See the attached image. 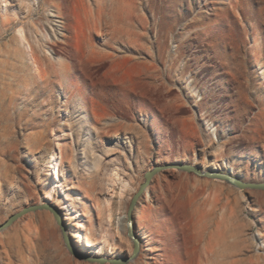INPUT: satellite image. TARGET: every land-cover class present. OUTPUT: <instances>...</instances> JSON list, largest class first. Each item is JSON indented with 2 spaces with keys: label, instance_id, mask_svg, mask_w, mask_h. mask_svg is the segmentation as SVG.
Returning <instances> with one entry per match:
<instances>
[{
  "label": "rangeland",
  "instance_id": "rangeland-1",
  "mask_svg": "<svg viewBox=\"0 0 264 264\" xmlns=\"http://www.w3.org/2000/svg\"><path fill=\"white\" fill-rule=\"evenodd\" d=\"M50 153L100 256L132 249L117 217L154 163L264 181V0H0V223L60 207ZM148 190L128 264H264V190L178 170ZM0 264L99 263L38 210L0 232Z\"/></svg>",
  "mask_w": 264,
  "mask_h": 264
},
{
  "label": "water",
  "instance_id": "water-1",
  "mask_svg": "<svg viewBox=\"0 0 264 264\" xmlns=\"http://www.w3.org/2000/svg\"><path fill=\"white\" fill-rule=\"evenodd\" d=\"M170 170H178V171L194 173L197 176L203 178L218 179L227 182L239 189L249 188V189L264 190V181H259V182L244 181L238 176H234L224 171H220L216 169L203 170L202 168L196 166L193 163H188V162L154 163L153 167L145 172L144 181L140 184L139 189L132 195L130 204L127 209L128 230L126 234L132 242L133 253L131 255L124 254L122 257H109V256H100V255L91 256L83 252L79 247H73L69 242L67 229L62 225L60 213L58 212V210L54 209L48 204L35 203L24 206L21 210L11 214L5 221L0 223V232L10 227L14 222H16L17 220H19L20 218L31 212H35L38 210H48L52 213L56 224L60 227L63 241L66 244L67 249L73 255H75L81 260L90 263L128 264L129 262L134 260L141 252V242L139 238L136 236V231L132 221L133 219L132 216L135 211V207L139 199L144 195V193L149 188L154 176L159 173L167 172Z\"/></svg>",
  "mask_w": 264,
  "mask_h": 264
},
{
  "label": "bare ground",
  "instance_id": "bare-ground-1",
  "mask_svg": "<svg viewBox=\"0 0 264 264\" xmlns=\"http://www.w3.org/2000/svg\"><path fill=\"white\" fill-rule=\"evenodd\" d=\"M229 7H231V6H229ZM114 137H119V136H118V134H115ZM56 162H57V158L55 157V155L53 153H50V155L48 156V165L47 166H48V171H50L52 173V175H53V173L55 175V177L52 176L53 177L52 188H57L59 190L60 197H61L60 198L61 199L60 207L58 208L57 206H55V204H53L52 200L51 201L46 200L45 202L40 203V204H48L51 207H53L54 209L58 210V212L61 215L62 225L67 229V233L69 236V242L73 247H79L83 252H85L86 254H89L91 256L97 255L96 250H94V246L97 245L98 242L97 241L93 242L85 234V232L82 230V223H80L78 225V227L71 223V219L74 218L73 215L75 212H74L72 204L70 203L68 196H66V192L64 191L63 186L61 185V182L59 180ZM195 165L202 168L203 170H205V167H206L205 162H202L198 165L195 164ZM227 173L232 174L231 172H227ZM148 189L144 193V195L139 199V201L135 207V211L133 213V216H132L133 217L132 221H133V225H134V228L136 231V236L139 238L141 243L143 242L142 241V235L143 234L141 233L142 229H143V220H141V218H139L137 216V210L145 202H149L152 200V197H153L152 193ZM50 195L51 194H49V192H48V194L45 195L46 199H52V197ZM117 218H119V220L121 219L122 228H120V229H122V231L128 230L127 213L122 215L121 217H117ZM23 227L28 232H32L33 228H34L31 222H27L25 224V226H23ZM100 241H102V240H100ZM127 252L131 255L133 253V250L129 249ZM129 254H127V255H129ZM122 256H117V257H122Z\"/></svg>",
  "mask_w": 264,
  "mask_h": 264
}]
</instances>
